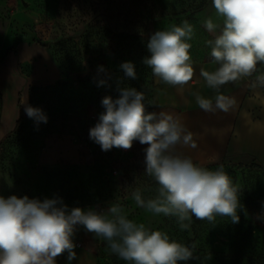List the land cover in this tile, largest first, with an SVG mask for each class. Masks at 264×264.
<instances>
[{
  "label": "rangeland",
  "instance_id": "rangeland-1",
  "mask_svg": "<svg viewBox=\"0 0 264 264\" xmlns=\"http://www.w3.org/2000/svg\"><path fill=\"white\" fill-rule=\"evenodd\" d=\"M209 18L222 26L212 0H0V79L16 83L11 100L14 118L0 140L20 119L16 131L0 144V196H27L40 201L59 198L69 209L98 212L118 200L129 219L170 236V225L175 223L171 216L148 212L132 199L137 189L145 199L157 192L153 178L144 173L147 145L135 141L129 150L113 147L105 152L90 139L89 130L104 111L103 97L119 96V81L120 87L143 91L144 102L148 101L153 74L143 59L150 55L147 42L154 32L187 20L194 28L189 41L192 61L210 60L206 41L214 39L219 28L208 32L204 22ZM21 47H34L36 51L22 60ZM45 56L48 64L44 63ZM9 58L10 64H5ZM127 61L135 65L136 79L124 76L120 65ZM99 66L105 71L100 72ZM100 79H105L106 85L98 86ZM26 105L40 108L48 117L47 123L37 124L29 118ZM2 107L0 87V122ZM110 152L113 159L118 158V164L111 171L101 170L107 177L100 178L97 166ZM214 165L237 167L229 163L200 167ZM238 170L244 173L242 181L250 177L251 182V172L261 176L259 185L251 188L247 222L243 229L234 231V235L237 232L244 237L227 238L213 232L210 245L205 246L204 264L229 260L264 264V222L256 218L264 206V167L252 165L251 169L246 166ZM75 232V244L92 252L97 264L114 255L105 241L82 225H77Z\"/></svg>",
  "mask_w": 264,
  "mask_h": 264
},
{
  "label": "clouds",
  "instance_id": "clouds-1",
  "mask_svg": "<svg viewBox=\"0 0 264 264\" xmlns=\"http://www.w3.org/2000/svg\"><path fill=\"white\" fill-rule=\"evenodd\" d=\"M212 5L222 26L209 18L204 27L210 33L219 28L215 38L206 41L216 67L212 71L201 68L199 75L216 94L213 98L198 92L193 95L202 111L229 113L237 102L221 92L222 86L249 78L250 88H264V71L258 72V65H264V0H212ZM193 35V25L187 20L151 34L147 42L150 55L143 63L160 82L182 90L193 81L189 43ZM120 68L126 78H137L132 62H123ZM99 71H105L103 66ZM106 83L100 79L98 86ZM120 83L117 98L103 97L104 111L90 128L89 137L105 152L113 147L129 150L135 141L147 145L144 173L158 188L149 199L139 189L134 191L135 204L155 215L175 217L181 230L190 228L193 216L209 223H215L218 216L239 223L241 189L223 165L209 170L177 152L178 145L197 147L193 133L178 116L149 111L143 91L120 87ZM25 113L37 124L47 123L48 117L40 108L26 105ZM256 218L264 222V206ZM77 225L105 241L112 254L129 264H180L197 258L194 243H179L164 231L150 230L129 219L118 200L98 212L69 209L59 198L40 201L12 195L0 196V264H57L56 258L65 253L69 262L75 260L73 237Z\"/></svg>",
  "mask_w": 264,
  "mask_h": 264
},
{
  "label": "crops",
  "instance_id": "crops-1",
  "mask_svg": "<svg viewBox=\"0 0 264 264\" xmlns=\"http://www.w3.org/2000/svg\"><path fill=\"white\" fill-rule=\"evenodd\" d=\"M35 51L34 47L30 49L21 47L19 56L22 60H27ZM11 60L9 58L5 64H10ZM48 62L45 56L44 63ZM192 64L195 76L182 90L160 82L153 75L151 98L153 111H165L178 116L181 123L193 133L197 143L194 149L178 145L176 151L191 157L198 166L220 163L264 166V88H250L249 78L226 84L222 86L221 92L234 97L236 107L229 113L220 111L215 114L206 113L197 105L193 93L198 92L205 98L215 96V91L206 86L199 73L201 68L212 71L216 66L212 64L211 59L192 61ZM260 71H264V65H258V72ZM15 86V82L0 79L3 94L0 137L7 131L11 118H14L11 100ZM76 241L78 242V235L75 232L73 242ZM74 250L77 253L75 260L69 262L65 253L56 258L57 264H96L92 252L77 245Z\"/></svg>",
  "mask_w": 264,
  "mask_h": 264
},
{
  "label": "trees",
  "instance_id": "trees-1",
  "mask_svg": "<svg viewBox=\"0 0 264 264\" xmlns=\"http://www.w3.org/2000/svg\"><path fill=\"white\" fill-rule=\"evenodd\" d=\"M12 48L8 49L5 53V56H8L11 53ZM152 90H153V84H152ZM152 90L149 94V99L148 101L145 102V105L149 111H153V106L151 102L152 98ZM17 104H20V95H18V102ZM20 122V119H18L15 122V126L13 130L10 133H7L1 140V142L8 136H10L13 132L16 131V128L18 127V124ZM102 156V155H101ZM102 161H99V165L97 166V176L101 177H107V175L101 172V170H108L111 171L114 169L117 164H118V158L113 159L111 152L106 154L105 157H102ZM252 165H247L248 169H251ZM220 165H214V166H209L206 167L209 170H215L218 168ZM236 168L230 167L227 168L225 166L224 169L225 171L230 175L232 178L233 182L239 186L241 189V194H240V202L243 205L242 210L238 212L240 216L239 223L233 224L230 222L229 218L227 217H217L215 223H209L206 220H197L194 216L192 218L191 226L189 229L181 230L179 227V224L176 221L175 217H169L171 221H174L175 223L170 225V229L172 230V234L170 235V239L175 240L179 243L185 244L189 246L191 244H195V256L197 257L196 259H191L187 262H181V264H204L203 260V255L206 254L207 249L206 247L210 245V238L212 236L213 232L218 233L219 235H223L224 237L227 238H235V237H240L241 240L243 239L244 236H239L237 235V232L234 235V231L236 228L238 230L243 229V227L246 224V219L248 218L247 214L249 213V207L251 205V188L254 186L259 185V180L260 177L258 173L256 172H251V182L248 180L250 177H246L245 180L242 181V178L244 177V173L240 172L238 168L240 167H246L243 165H236ZM240 166V167H239ZM259 166V165H257ZM264 167V166H260ZM238 176L240 179H238ZM242 181V182H241ZM249 182V183H248ZM154 186L158 187V185L155 183ZM259 189V188H258ZM187 235L189 238H187ZM206 246V247H205ZM103 260L105 261L104 264H126L127 261H124L120 258H118L116 255H110L109 257H104ZM97 264V263H96ZM223 264H237L233 260H229L228 263Z\"/></svg>",
  "mask_w": 264,
  "mask_h": 264
},
{
  "label": "water",
  "instance_id": "water-1",
  "mask_svg": "<svg viewBox=\"0 0 264 264\" xmlns=\"http://www.w3.org/2000/svg\"><path fill=\"white\" fill-rule=\"evenodd\" d=\"M149 33H152V23L149 24Z\"/></svg>",
  "mask_w": 264,
  "mask_h": 264
}]
</instances>
